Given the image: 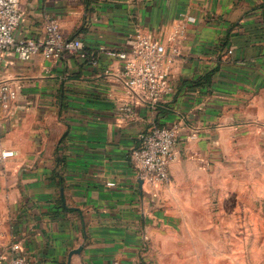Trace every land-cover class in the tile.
<instances>
[{
  "label": "crops",
  "instance_id": "1",
  "mask_svg": "<svg viewBox=\"0 0 264 264\" xmlns=\"http://www.w3.org/2000/svg\"><path fill=\"white\" fill-rule=\"evenodd\" d=\"M19 7L18 37H43L56 17L98 63L79 51L5 54L0 81L17 97L0 115V151H13L0 158V251L20 242L29 264H148L146 237L168 240L160 226L184 221L193 193L245 184L263 160L264 0H20ZM138 30L179 48L167 59L173 90L156 109L127 88L121 61L100 50L130 49ZM124 101L134 106L132 119L119 111ZM174 122L172 181L154 186L131 153L150 126Z\"/></svg>",
  "mask_w": 264,
  "mask_h": 264
},
{
  "label": "built area",
  "instance_id": "2",
  "mask_svg": "<svg viewBox=\"0 0 264 264\" xmlns=\"http://www.w3.org/2000/svg\"><path fill=\"white\" fill-rule=\"evenodd\" d=\"M19 3L20 0H0V69L6 53H15L21 59L28 60L37 54L56 58L68 51H79L83 60L93 65L98 63L97 53L88 50L82 39L65 37L56 17L47 21L43 37H18L16 31L23 19ZM100 50L121 61V75L127 88L142 91L152 109H156L164 97L172 92L167 59L169 62L179 54L177 46L167 47L146 31L138 30L134 33L130 49L101 46ZM16 97L15 87L7 81H0V115ZM119 111L130 119L136 115L134 106L125 101L119 106ZM179 128V123L174 122L166 126L152 125L142 133L141 144L133 149L131 157L144 181L154 186L171 183L170 169L176 160L175 145ZM11 155L13 151H0V158ZM0 264H29L22 244L15 242L9 250L0 251Z\"/></svg>",
  "mask_w": 264,
  "mask_h": 264
},
{
  "label": "rangeland",
  "instance_id": "3",
  "mask_svg": "<svg viewBox=\"0 0 264 264\" xmlns=\"http://www.w3.org/2000/svg\"><path fill=\"white\" fill-rule=\"evenodd\" d=\"M255 164L245 184L193 193L184 221L160 226L168 240L150 237L148 264H264V157Z\"/></svg>",
  "mask_w": 264,
  "mask_h": 264
}]
</instances>
